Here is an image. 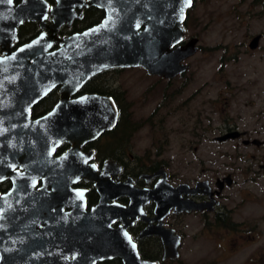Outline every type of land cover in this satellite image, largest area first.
<instances>
[{"label": "flooded vegetation", "instance_id": "af4514ba", "mask_svg": "<svg viewBox=\"0 0 264 264\" xmlns=\"http://www.w3.org/2000/svg\"><path fill=\"white\" fill-rule=\"evenodd\" d=\"M45 1L49 12L47 27L42 30L35 21L22 23L11 52L41 31L65 39L90 29L97 31L107 19H112L114 23L109 28L120 37L131 31L123 23L129 16L127 0H64L65 7L59 12L58 0ZM14 2L17 4L19 0ZM204 5L207 0H191L182 21L183 35L172 45V49H176L196 40L194 54L182 60L189 66L185 71L166 78L149 74L141 66L108 68L91 76L70 95V99L102 95L114 100L118 108L116 122L97 137L79 145L62 141L48 156H36L25 144L20 146L21 139L14 131L5 136L4 118H0V264H176L181 261L182 240L189 217L199 214L202 225L208 230L234 231L235 225L239 229V222L234 221L235 210L229 207L226 194L227 189L235 185L232 173H215L222 170V165L213 170L211 164L202 168L200 176L183 179L181 167L173 174L164 160L150 154H135L132 136L141 124L135 125L138 122L132 121L128 111L125 118H119V105L126 108L124 104L129 103L128 91L120 80L126 71L141 69L145 80L151 78L144 92L161 91V95L171 92L175 96L176 81L191 68L187 60L203 52L199 34L190 32L200 25L196 10ZM157 7L154 3L150 6L151 20L141 18L143 13H139L136 22L157 21L163 38L166 28L162 25L169 15L166 16L161 7L159 13H155ZM55 13L59 25L54 21ZM144 30V25L136 29L139 33ZM256 37L258 39L254 40ZM262 38L260 33L251 36L249 48H258ZM59 46L52 44L50 51ZM0 56H3L1 47ZM61 88L55 86L31 106L30 120L48 113L59 102ZM235 131L240 135L219 140ZM247 134L224 119L214 138L218 142L240 140L246 148L264 145V139ZM156 155L162 153L158 151ZM261 155L264 161V152ZM257 157L251 154L252 166H247L246 170H250L247 176L252 174L254 162L259 161ZM238 158L241 159L239 155L234 157ZM259 168L263 171L264 163H260ZM181 184L186 185L177 190ZM156 189L157 200L151 197V190ZM198 206L200 210H189ZM165 233L170 240L180 235L177 252L176 242H163L161 234Z\"/></svg>", "mask_w": 264, "mask_h": 264}, {"label": "rangeland", "instance_id": "374dc122", "mask_svg": "<svg viewBox=\"0 0 264 264\" xmlns=\"http://www.w3.org/2000/svg\"><path fill=\"white\" fill-rule=\"evenodd\" d=\"M197 16L200 25L190 33L199 34L203 52L187 60L191 68L176 81L175 96L144 92L151 78L145 80L141 69L121 74L129 97L124 105L141 124L133 132V152L164 160L173 174L181 167L186 180L211 164L213 170L222 165L215 173L236 178L226 194L239 229L208 230L199 214L189 217L176 264H264V145L246 148L240 140L214 138L227 119L247 136L264 139V0H207ZM259 33L263 38L251 50L250 37ZM251 154L259 161L247 176Z\"/></svg>", "mask_w": 264, "mask_h": 264}, {"label": "water", "instance_id": "95a60500", "mask_svg": "<svg viewBox=\"0 0 264 264\" xmlns=\"http://www.w3.org/2000/svg\"><path fill=\"white\" fill-rule=\"evenodd\" d=\"M153 3L158 4L155 13H159L161 7L164 14L169 15L162 25L166 28L163 38L157 21L136 22L139 13H143L141 18H153L150 15ZM126 4L129 16L123 23L131 29L126 36L120 37L109 28L113 21L107 19L97 31L90 29L65 39L41 31L11 52L10 47L18 41V27L22 23L35 21L40 29L47 27L48 4L45 0H19L17 4L14 0H0V47L3 51L0 56V118H4L6 137L14 131L21 139L20 146L25 144L36 156H48L62 141L79 145L112 127L118 117V108L111 97L84 95L70 99L91 76L108 68L141 66L149 74L171 78L189 67L182 60L194 54L196 40L176 49H172V45L183 35L182 21L191 0H127ZM64 7V0H58V12ZM54 21L59 25L56 13ZM140 25L145 26L141 33L136 31ZM116 26L119 27L118 23ZM54 43L60 46L50 51ZM57 85L62 87L59 102L48 113L30 120L31 106ZM239 135L235 131L219 140ZM156 192L157 189L151 190V197L157 200ZM161 235L164 243L176 242L177 252L180 235L176 234V239L172 240L166 233Z\"/></svg>", "mask_w": 264, "mask_h": 264}, {"label": "trees", "instance_id": "16d2710c", "mask_svg": "<svg viewBox=\"0 0 264 264\" xmlns=\"http://www.w3.org/2000/svg\"><path fill=\"white\" fill-rule=\"evenodd\" d=\"M119 106H120V110H121V114H120L119 118H125L127 116V109L124 108L122 105H119Z\"/></svg>", "mask_w": 264, "mask_h": 264}]
</instances>
